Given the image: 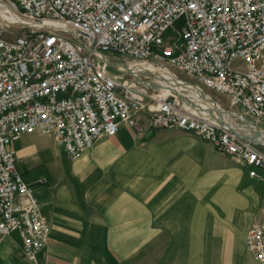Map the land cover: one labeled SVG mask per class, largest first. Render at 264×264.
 <instances>
[{"label": "built area", "instance_id": "built-area-1", "mask_svg": "<svg viewBox=\"0 0 264 264\" xmlns=\"http://www.w3.org/2000/svg\"><path fill=\"white\" fill-rule=\"evenodd\" d=\"M135 109L260 177L264 0H0V240L16 232L35 260L49 234L13 141L51 134L75 159L138 127ZM245 245L264 264V208Z\"/></svg>", "mask_w": 264, "mask_h": 264}, {"label": "crops", "instance_id": "crops-1", "mask_svg": "<svg viewBox=\"0 0 264 264\" xmlns=\"http://www.w3.org/2000/svg\"><path fill=\"white\" fill-rule=\"evenodd\" d=\"M132 115L138 127L120 123L75 159L60 156L51 134L19 137L52 139L44 161L41 143L12 147L16 163L45 166V174L29 175L26 164L19 172L49 234L35 260L16 232L4 235L0 264H260L245 234L264 205L246 167L192 132L153 127L140 109Z\"/></svg>", "mask_w": 264, "mask_h": 264}, {"label": "rangeland", "instance_id": "rangeland-1", "mask_svg": "<svg viewBox=\"0 0 264 264\" xmlns=\"http://www.w3.org/2000/svg\"><path fill=\"white\" fill-rule=\"evenodd\" d=\"M110 68H113L112 66H109ZM178 76L180 77H185L186 75L183 74V73H180V72H176ZM220 97V96H219ZM31 140H34L36 141L37 143H41L44 147L41 149L40 151V154L39 156L43 159H46V156L48 154H53V150H54V147L52 146V139L48 136H45L43 138H37L35 136L33 137H30V138H27V140H25L24 138H19L17 140L14 141V143H12V147L13 145H18V144H25ZM58 146V145H57ZM59 149H60V156L65 158L66 157V154L64 151H62V149L60 148V146H58ZM37 162H40L39 160H37L36 158L34 159H28V160H21V162H17L16 163V166H17V169L22 172L23 171V164H26L27 166H31V169H29L27 171V173L29 175H37V174H40V173H46L45 171V166L44 165H38ZM33 164V165H31ZM33 166V167H32ZM251 182H254L255 186H258L259 187V196L261 198L260 200V205H264V191H261V190H264V177L260 176V177H257V178H251L249 179ZM248 179H246L245 181H249ZM257 211L254 212V214H256Z\"/></svg>", "mask_w": 264, "mask_h": 264}]
</instances>
